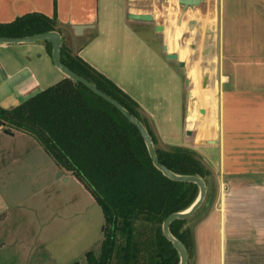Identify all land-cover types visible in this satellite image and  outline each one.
Segmentation results:
<instances>
[{"label": "crops", "instance_id": "0c3cea01", "mask_svg": "<svg viewBox=\"0 0 264 264\" xmlns=\"http://www.w3.org/2000/svg\"><path fill=\"white\" fill-rule=\"evenodd\" d=\"M176 1L0 0V21L31 11L56 14L63 43L138 102L161 145L191 147L207 162L218 189L193 224L192 264H264V0H225L230 16L221 27L217 52L218 96L208 86L204 93L199 88V66L189 68L188 57L202 47L194 48L184 34L174 35L172 42L170 30H188L191 18L186 13L179 25L181 7L174 15L167 12ZM131 11L152 12L154 19L132 18ZM76 24L83 25L81 30ZM164 44L186 60L187 70L167 57ZM65 76L47 40L0 43V101L25 99ZM194 97L217 106L216 111ZM201 107L207 108L203 115ZM5 127L0 125V264H59L54 252L45 253L49 240L31 236L45 224L33 225L27 202L32 195L16 193L11 180L28 164L23 151L41 145L32 134L9 133ZM29 136L35 144L23 142ZM55 170L66 179L75 176L57 163Z\"/></svg>", "mask_w": 264, "mask_h": 264}, {"label": "trees", "instance_id": "16d2710c", "mask_svg": "<svg viewBox=\"0 0 264 264\" xmlns=\"http://www.w3.org/2000/svg\"><path fill=\"white\" fill-rule=\"evenodd\" d=\"M52 29H58L57 15L41 11L0 21V35L24 36ZM61 59L139 117L153 137L159 159L175 172L202 176L207 184L203 204L213 201L216 191L211 193L208 182L212 170L195 149L159 145L131 95L64 43ZM0 119L32 134L101 205L104 237L98 253L87 251L88 264H179V251L164 234L163 221L169 213L188 208L199 194V185L165 175L153 163L138 127L113 103L82 81L65 76L14 106L0 105ZM199 209L170 224L189 255L194 249V235L188 222Z\"/></svg>", "mask_w": 264, "mask_h": 264}, {"label": "rangeland", "instance_id": "374dc122", "mask_svg": "<svg viewBox=\"0 0 264 264\" xmlns=\"http://www.w3.org/2000/svg\"><path fill=\"white\" fill-rule=\"evenodd\" d=\"M227 1L231 3V0ZM227 5L229 4H225V0H203L198 8L188 10L186 17L198 19L200 25L203 28L205 27V31L202 33L199 32V27H195L193 30H186L183 27H176L170 30L172 42L174 35L179 39L184 34L193 45H200L202 47L199 54L194 51L188 57L189 68L194 65L199 66V88L203 90V93L206 91L203 86V74L209 71L210 77L207 88L211 92H216L217 96V88L218 90L220 89L216 81L219 74V72L217 74L216 68L218 66L217 61H219L217 52L221 50V42L219 43V47L213 43L212 37H216L215 29L209 30V27H215L216 23H218L220 35L226 16H230ZM179 11L178 1H176V8L170 6L169 11L167 10L171 15H174L175 12L179 13ZM179 29H181V33L178 37L177 31ZM177 47H179V43ZM204 49L205 51L207 50V53H203ZM7 98L13 99V95ZM194 99H197L199 103L205 105L207 108L211 107L216 111L217 106L200 100L201 98L194 97ZM23 100L14 102L0 101V105L11 107ZM6 104L12 105L6 106ZM218 110L221 112L219 105ZM219 111L216 114L221 118ZM200 114L203 115L205 113L200 112ZM208 119L207 116L205 120ZM5 125L8 126L6 123ZM34 141L36 140L31 137H26V140H23L26 144H35ZM158 144L161 145L160 143ZM40 147L32 146L30 151H23L22 156L27 157L28 164L22 167L24 172H16L15 179H11L16 193L27 192L32 195L31 199H28L27 202L29 201L33 225H36L38 222H45L42 226L43 229L41 231L38 230L37 233H35L36 230H32L31 232L35 233V235L32 234L31 236L35 238L38 235L37 237L48 239L51 244L49 247L50 251H45V253L54 252L59 257V264H88L86 258L87 251L94 250L98 253L104 237L103 225L105 218L102 207L91 190L78 177L71 176L69 179H66L65 176L61 177L59 171L55 170L56 163L53 157L48 152H45L46 150L42 145ZM208 182L213 194L218 189L217 177L213 171L208 176ZM15 200L18 202V198ZM212 203L203 204L198 214L190 218L188 225L192 227V230L197 218H200L205 213L207 206ZM29 205L26 207H29ZM39 250L40 248H38V252ZM193 254L194 249L189 255V264H192V259L190 258L193 257Z\"/></svg>", "mask_w": 264, "mask_h": 264}, {"label": "water", "instance_id": "95a60500", "mask_svg": "<svg viewBox=\"0 0 264 264\" xmlns=\"http://www.w3.org/2000/svg\"><path fill=\"white\" fill-rule=\"evenodd\" d=\"M179 7H181V15L179 17V25L182 24L183 22V17L184 14L188 12L190 9H194L196 6L200 5L203 0H177ZM130 17L132 18H138V19H144V20H153L154 19V14L152 12H129L128 13ZM198 19L196 18H189L186 21V26L188 30H193L197 26ZM157 29L162 30L163 29V24L158 23L156 25ZM75 29L77 31L81 30L83 27L82 24H76L74 25ZM199 31L203 29L201 25H198ZM39 39H45L48 40L51 45H52V57L54 60V63L65 73L66 76H69L71 78L77 79L82 81L84 84H86L88 87H90L93 91L96 93L100 94L107 100H109L111 103H113L118 109L121 110V112L131 121L133 122L138 129L140 130L142 136L145 139L149 154L152 158L153 163L160 169L162 172L169 176L170 178L176 179V180H184V181H194L199 185V194L195 201L188 207L183 210H178V211H173L169 213L165 220L163 221V231L166 237L171 240L174 244V246L177 248L179 251L180 255V262L179 264H188L189 260V255H188V250L183 243V241L175 236L170 228V224L173 220L177 218H188L192 216L205 202L206 196H207V184L205 179L197 174H188V173H178L169 168L167 165H165L160 159L157 154V150L155 147V143L153 140V137L151 133L149 132L147 126L145 123L137 117L135 114H133L129 109H127L120 101H118L116 98L111 96L109 93L106 91L102 90L99 88L93 81H90L87 79L85 76L77 73L73 69H71L69 66H67L61 59V47L63 44V38L62 34L59 30L57 29H52L44 32H39V33H33L29 35H24V36H10V35H0V43H18V42H30V41H36ZM193 47L195 48L196 45L194 44ZM165 50H167L168 46L167 44H164ZM209 52V50H208ZM203 53H207V50L203 51ZM167 57L172 58V59H178L179 64L183 66L186 70L188 69V65L185 59H179V53L177 51H168L167 50ZM210 77V72L206 71L203 74V86L207 87L208 86V80ZM191 82V76L187 75L186 76V83L190 84ZM192 95V91H191ZM201 112L205 113L206 108L201 107L200 109ZM0 125H5V121L0 119ZM5 131L9 133H13L11 128L5 127ZM193 131L191 129L187 130V133L191 134ZM213 140H206V142H213ZM59 174H61V171H59ZM105 228V225H103V229Z\"/></svg>", "mask_w": 264, "mask_h": 264}, {"label": "flooded vegetation", "instance_id": "af4514ba", "mask_svg": "<svg viewBox=\"0 0 264 264\" xmlns=\"http://www.w3.org/2000/svg\"><path fill=\"white\" fill-rule=\"evenodd\" d=\"M199 7V5L198 6H196L195 8H198ZM194 8V9H195ZM186 14V13H185ZM184 14V15H185ZM191 19V18H190ZM198 23H197V26L196 27H198V25H200V23H199V20L197 21ZM215 29V30H214ZM209 30H214L215 31V34H216V37H212L213 39V43L214 44H217L216 46L217 47H219V43H220V35H219V30H218V23H216V25H215V27L214 26H210L209 27ZM205 31V27L202 29V30H200L199 32L200 33H202V32H204ZM212 48V47H211Z\"/></svg>", "mask_w": 264, "mask_h": 264}]
</instances>
